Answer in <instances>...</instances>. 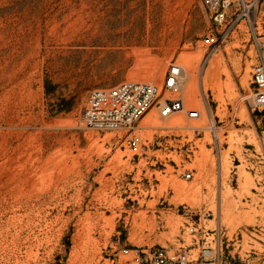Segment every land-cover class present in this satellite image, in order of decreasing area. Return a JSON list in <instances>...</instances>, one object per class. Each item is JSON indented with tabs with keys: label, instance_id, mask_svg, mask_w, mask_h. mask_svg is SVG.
<instances>
[{
	"label": "rangeland",
	"instance_id": "obj_1",
	"mask_svg": "<svg viewBox=\"0 0 264 264\" xmlns=\"http://www.w3.org/2000/svg\"><path fill=\"white\" fill-rule=\"evenodd\" d=\"M231 1L219 26L202 0H0V264H123L124 249L188 247L190 224L220 236V264H264V0L236 23ZM171 64L182 78L164 91ZM127 81L183 111L160 117L159 95L130 130L86 128L90 91Z\"/></svg>",
	"mask_w": 264,
	"mask_h": 264
},
{
	"label": "built area",
	"instance_id": "obj_2",
	"mask_svg": "<svg viewBox=\"0 0 264 264\" xmlns=\"http://www.w3.org/2000/svg\"><path fill=\"white\" fill-rule=\"evenodd\" d=\"M259 0H236L235 14L229 23L247 20ZM204 9L211 13V19L216 25L226 24L228 12L233 7L231 0H202ZM222 33L216 30L205 36L202 43L205 47L215 48L222 41ZM257 52V62L252 68L251 106L258 111H264V39L253 35ZM182 69L171 64L164 74L163 90L175 91L178 89L182 76ZM164 94V93H163ZM158 104V113L162 118L183 111V102L180 99H166L164 95ZM160 95V91L152 84L138 82H122L108 89H93L90 91L85 107L82 111V121L85 127L96 131H113L118 129L130 130L133 125L147 112ZM207 109L208 108L205 107ZM189 119H198V110L186 111ZM210 128L215 132L214 122L208 113ZM131 147L139 142L138 138L129 141ZM259 157L264 163V131L258 136ZM182 178L192 180V173L185 171ZM208 218L209 215L206 214ZM187 233L190 236V245L178 251L166 248H132L122 250L123 264H220L221 238L210 231H205L197 225H188ZM213 238L210 239V235Z\"/></svg>",
	"mask_w": 264,
	"mask_h": 264
},
{
	"label": "bare ground",
	"instance_id": "obj_3",
	"mask_svg": "<svg viewBox=\"0 0 264 264\" xmlns=\"http://www.w3.org/2000/svg\"><path fill=\"white\" fill-rule=\"evenodd\" d=\"M149 27H148V25L146 24V29H148ZM192 62H194V61H192V59H189V60H187L186 61V65H185V67L187 68V70L192 74V76H193V72H194V70H193V65H192ZM194 64V63H193ZM180 67V66H179ZM181 68V67H180ZM182 69V68H181ZM181 78H182V76H181ZM179 88V87H178ZM164 95V98H165V94H163ZM161 97H162V94H160V96H159V98L161 99ZM159 99V100H160ZM188 100H189V102H192V100H191V98L190 97H188ZM146 114V113H145ZM144 114V115H145ZM172 115V114H171ZM200 115H201V113H200ZM170 116V115H169ZM186 116H187V114H186ZM200 118V117H199ZM198 118V119H199ZM181 123H183V120H182V118H177V119H173L171 122H170V124H181ZM157 124V122H156V117H155V115L153 114V113H149V114H147L145 117H144V119L142 120V127L143 128H145V127H148V126H153V125H156Z\"/></svg>",
	"mask_w": 264,
	"mask_h": 264
}]
</instances>
